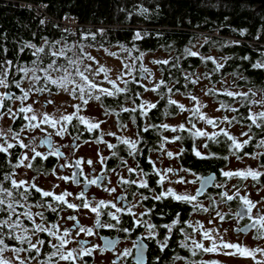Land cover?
<instances>
[{
  "label": "snow or ice",
  "instance_id": "1",
  "mask_svg": "<svg viewBox=\"0 0 264 264\" xmlns=\"http://www.w3.org/2000/svg\"><path fill=\"white\" fill-rule=\"evenodd\" d=\"M146 12V8L141 9V13ZM65 18L67 19V17ZM40 23L44 24L45 21L41 20ZM239 34L243 36L245 35V31L241 30ZM97 35L104 36L105 29L100 28L96 32H86L83 38L88 39L91 37L94 41ZM147 35V32L136 31L132 39L133 41L142 40ZM256 39H259V36ZM229 43L231 45H238L239 41H231ZM44 44L48 46L49 50L28 42L19 45L20 54H23L25 49L31 50L30 54L34 59L28 62H21L19 55L15 62L7 59L8 48L0 45V47H3L4 52V58L0 59V89H3L0 92V109H6V111H0V119L7 115L15 122L16 118L21 117V114H23L21 120L29 122L27 125L21 127L19 131H14L11 126L7 129L0 128V153L5 154V162L0 164V264H87L84 257L91 256L93 248L88 246L87 241L82 238L77 239V237H79L80 233H86L91 236L93 235V229L81 226L76 215L61 216L60 213L65 211V206L66 209H90L92 213L96 214L95 223L104 228L130 233L134 228L143 227L146 230V239H155L159 234L158 229H164L166 232L163 233V238L156 241L160 252H164L165 249L170 247L169 241L172 239L173 229L176 228L177 233L183 235V239L179 241V247L187 249L192 257L205 253H218L225 256H240L251 259L253 264H264V247L259 244L255 247H250L245 245L243 241H226L224 236L229 229L223 228L217 222V218L219 221H224L225 217L230 214L229 212H224L220 205H228L229 202L236 200L244 211L236 212L235 215L241 221L247 217L248 221L243 227H237L235 229L236 233L239 235L241 233L248 234L254 232V240H264V209L258 207L259 204L264 203V197H261L259 201H253L249 195L242 194L240 187L237 185L229 187L224 182H216L213 183V187L222 190L217 193L219 200L209 196L208 206L205 207L203 201L198 200V197L202 195L206 184L216 181L215 176H210L207 179L197 177L196 172L183 167V165L179 169L172 167L158 168L156 162L151 158V153L156 152L158 153L157 160L161 162L165 155L169 159L174 157L180 159L186 154V149L181 148L178 152L174 153L171 150H167L165 145L177 141L184 142L185 140H191L192 154L198 159L219 158L227 161L228 157H219L217 152L212 150V145L230 142L227 144V149L231 155L235 156L238 160H242L244 156H248L253 160H257V165L255 168L249 166L236 171H225L222 168L220 169V174L229 179L239 177L241 180H248L251 177L252 181L255 182L251 187L256 190L257 194L260 191H264V186L257 187L260 184V178L264 176V171H261V169H264V162L260 161V158L264 157V110H254L256 108L264 109V88L258 90L248 88L247 91H241L240 89L244 85L236 83L225 87L226 80L224 77L229 73H223L220 79L216 81V83L221 85L219 89L213 84V87L206 90L202 89V91H204V95L206 96L218 93L231 98V103L221 100L216 111L224 110L233 115L231 117L223 115L222 117L210 118L201 111L206 105L202 104L191 91H188V88L189 85L198 84L201 75L203 78L209 80H211V75L209 73L198 75L195 72L182 69L179 63L180 57H176L171 61V68H176L183 75V84L169 70L170 79L168 81L161 78L154 87L148 88L142 81L149 80L153 74L143 64L145 53L141 52L135 45L131 49H126L121 45V48L129 53V59L132 62L123 64L124 71L117 73V79H111L108 76L109 69L103 66L96 70L97 75L100 72L104 73V80L111 85V88H108L101 87L85 74L92 70L90 65L86 66L83 70L81 69V64L83 63L82 55L86 56V59L90 61L95 58L90 54H84L83 48L79 47V45L68 47L65 44L62 47H57V45L61 44V41L50 42L47 37L44 38ZM88 46L92 47L93 45L90 44ZM100 47H103V45H100ZM73 49H76V51ZM133 51L139 52V55L131 56ZM68 52H72V55L69 56ZM110 55L116 54L110 53ZM198 55V52L192 51L190 48H185L184 50L185 57H196ZM261 55L264 56V53ZM200 58L201 60L212 61L215 65L212 69L213 74L220 73L225 68L227 62L233 59L231 56H226L223 58L224 63H219L213 57L201 56ZM239 59L249 61L252 69L264 70V59H259L255 62H251V58L248 56L239 57ZM137 60L141 61L139 67L135 63ZM152 63L169 65L170 61L153 60ZM53 74H56L55 77ZM230 74L241 81L246 82L248 79L237 72ZM125 76L128 79H125ZM117 80L124 86L119 87ZM25 81H27L26 85ZM50 85L56 86L58 90L67 93L74 100L78 101L71 105L75 108V112L63 114L65 109L58 108L57 111L61 112V115L55 117L47 111L36 110L33 107L36 101L26 103L33 92L39 94L47 92L49 98L46 102L52 104L53 100L51 97L53 91ZM132 85H139L145 92L153 91L157 93L159 99L152 103L142 100L137 104L136 101L141 98L142 93L136 91ZM176 85H180V87H176ZM13 87L19 90V95L12 90ZM181 89L185 91H181ZM175 94L187 96L191 101L195 102L196 106L186 108L183 103L173 98ZM107 98H112L111 103H105ZM93 100L100 102L105 115H115L120 118L122 113H127L128 119L139 129L135 133L134 138L120 136L114 132H101L100 137L96 140V143H104L106 148L111 150V157L100 155L99 163L101 165L107 167V162L110 158L118 161L115 167H107V171L118 176L119 184L124 186L123 192L125 194L117 195L114 200L106 201L103 198L97 200L94 196L86 198L87 194L81 190L75 197L80 203H75L69 202L66 199L73 195L69 191L54 194L51 190H43L38 186V176L17 179V172L22 166L26 169H33L38 175H48V171L43 165H34L33 161H36L37 158L47 160L51 155H60L59 151L51 144H49V151L47 153L38 151V145H36L35 141L32 145L25 143L20 138V133L28 128L40 129L43 132L44 129L40 128L41 124H49L54 128L59 124L60 128L57 130L56 135L61 138L68 132V125H71L74 130H78L80 124L85 125L89 132L97 130L104 121L94 122L83 115H79L82 106H87ZM17 101L20 103L14 111L12 105H15ZM161 101L164 103L161 104ZM129 102H131V106H128ZM64 103L68 104L69 102L65 101ZM158 105L165 109L161 113L164 116L184 112L190 113L186 121L188 126L185 123L177 126H170L163 122L153 123V119H159V117L149 116V113L154 109L159 111ZM241 109L244 111L242 112ZM74 119L78 123H73ZM36 121H39V123H33ZM141 121L143 123H140ZM198 121H203L206 125H210L214 129L218 128L219 130L212 132L205 131L197 127ZM247 121H251V123H247ZM221 124H227L228 126L238 124L242 128L247 127V131L240 133V137L247 138L239 139L237 136L230 134L226 128L219 127ZM117 126L127 129V124L123 123L122 118L117 123ZM254 128L258 131H253ZM165 131H171L174 134L171 139L163 135ZM150 133H154L156 139L150 140L145 136V134ZM105 135L115 136L118 143H108L103 139ZM221 137L224 139L222 140ZM199 138H206L210 142L202 144V148L205 150L203 152L200 150L201 146L196 143ZM78 140L79 136L73 137L75 146H78L76 144ZM40 143H48L47 138L41 140ZM118 145H123L124 147L121 149ZM249 145L254 150L252 152L243 151ZM17 146L21 149H28L29 152L17 153L15 151ZM145 150L148 153L146 162L150 165V171L145 170L140 163V159L145 156ZM121 152L126 153L127 157L135 162V167L129 165L128 159L124 155H121ZM242 152L243 155H241ZM79 163L80 161L77 160V166ZM87 164L92 165L93 161L89 159ZM60 167H67V164L60 165ZM121 169H123V172ZM93 170L95 171V169ZM180 173H184L185 175L182 176ZM189 173L193 177H196V179L187 180L186 176ZM51 174L57 175V170L55 168L52 169ZM80 174L79 172L72 173L71 180L73 183H80L76 179ZM104 178L105 173L101 172L95 178L87 180V183L99 186ZM58 179L68 181L70 178L66 175H59ZM197 182L200 183V187L196 190L195 194L187 190L177 193L173 187H165L166 183L168 185L181 184L186 186L189 183L195 184ZM153 183L156 187L151 186ZM133 186H135L134 190ZM54 187H58V185H54ZM157 188L159 191H157ZM233 188L235 192L230 194ZM104 190L109 194L116 193L117 187L105 186ZM140 190H146L149 195H145ZM247 191L248 186L245 185L244 192L247 193ZM137 196H139V199H137ZM49 197L51 201L46 199ZM168 198L191 205L193 212L207 213L209 209H212L215 215L208 219V224H212L213 227L205 228L203 224L196 221L197 228L202 229L200 233L202 238L198 241L194 238L193 233L188 232L183 226L177 228V225L180 224L179 212L176 213V218L170 223L157 224L152 222L151 218L154 215L163 219L168 213L163 209L157 212L155 204L151 207H145L144 202L148 200L163 202ZM18 209H22V211H18ZM104 209L108 210L105 212L103 211ZM136 209H139V211H136ZM253 209H255V214H253ZM46 213L53 214L55 219L50 220ZM122 213L131 217L130 223L122 221L120 215ZM101 214L108 218L107 222L100 220ZM145 217H148V219H145ZM61 220L75 221V224L69 228L65 224H61ZM111 221H115V223ZM26 222H30V225ZM185 223H187L188 228L193 227V222L185 221ZM195 231L196 229H193V232ZM41 234L46 235L42 237ZM205 240L210 241L209 246H205L203 242ZM189 241H191V245ZM73 244L75 246L69 247V245ZM144 247L145 245L141 242L138 249L140 256L138 257L137 264H140L142 260ZM128 255L129 253L125 250L122 255H117L112 264H120L121 259L126 258ZM156 259L160 261L161 258L157 257ZM170 259L175 264L176 261H184L185 257L176 254ZM187 264H220V262L215 260H189Z\"/></svg>",
  "mask_w": 264,
  "mask_h": 264
},
{
  "label": "trees",
  "instance_id": "2",
  "mask_svg": "<svg viewBox=\"0 0 264 264\" xmlns=\"http://www.w3.org/2000/svg\"><path fill=\"white\" fill-rule=\"evenodd\" d=\"M23 1L26 3L22 4ZM27 3H32L34 5L40 4L43 6L47 5L46 8L48 10L47 13L50 14V23H46L47 20L45 15H43V17L36 15L37 9L28 7ZM144 8L147 9V12L141 13V9ZM65 14L78 18L79 23L83 24L82 26H77L75 33L67 32L63 24L59 22ZM41 20H44L45 23L41 24ZM100 28L105 29L104 36L97 35L94 41L91 37L88 39L83 38L84 33L89 31L96 32L97 29ZM233 29H235V31H233ZM241 30L245 31V35L241 36L239 34ZM136 31H141L142 33L147 32L148 35L142 40L133 41L132 37ZM257 36H259V39H256ZM45 37H47L50 42L57 40L61 41V44L57 45V47H62L65 44L68 47L79 45V47L83 48L84 54L89 52L90 48H102L100 45L106 48L115 46L121 48V45H123L126 49H131L133 45H135L141 52L154 53L157 51L166 53L167 57H163L160 60H169L170 64H157L161 78L166 81L170 79L169 70H171V72L180 79L181 84L184 83L183 75L177 71L176 68H171V61L176 57H180L179 63L182 69L195 72L198 75L203 73H209L211 75V80L205 79L201 75L199 83L207 81V88H211L213 84H215V87L219 89L218 86L220 84L216 83V81L220 79L223 73H229L224 78L226 79L227 76L230 77V86L234 83L243 84L244 86L240 89L241 91H247L248 88L258 90V88L264 87V70L252 69L249 61L239 59V57L243 56L250 57L251 62L264 59V56L261 55L264 53V4L257 0H0V45L8 48L7 59L15 62L18 55L21 62H28L34 59L29 49H25L24 53L20 54L19 45L28 42L36 44L38 47H45L46 50H49L48 46L44 44ZM202 37H206V39L204 42L200 43ZM231 41H239V44L231 45L229 43ZM90 44L93 46L89 47L88 45ZM199 44L201 45L198 47L197 45ZM185 48H190L192 51L198 52L199 55L196 57H185ZM73 50L76 51V49ZM217 51L222 54L223 58L231 56L233 59L227 62L225 68L222 69L220 73L213 74L212 69L215 65L212 61L201 60L200 57H213L217 62L224 63V60L221 58H216ZM68 55L71 56L72 52H68ZM131 55L138 56L139 52L133 51ZM84 57L85 56L82 55L83 62L86 58ZM3 58V47H0V59ZM135 63L137 67H139L141 61H135ZM232 72L242 74L248 78L247 81L245 82L237 79V77L230 74ZM142 83L146 86L144 81H142ZM118 86L123 87L124 85L121 86L118 84ZM50 87L52 90L58 91L56 86L50 85ZM132 87L143 95L144 89L140 88L139 85H132ZM176 87H180V85H176ZM195 88L196 85H189L188 91L193 93ZM12 90L18 95L20 94L19 90L14 87ZM181 91L185 90L181 89ZM154 94L157 95L156 100H158V94L155 92ZM177 96H179V94H175L173 98L175 99ZM209 96L211 98H228L218 93ZM142 99L141 96L137 101H142ZM221 100L229 103L232 102L231 99H211L217 108ZM111 101L112 98H107L105 102L111 103ZM136 103L139 104L140 102ZM163 103L164 102L161 101V104ZM99 106L103 112V117L112 119L116 126L122 118L123 123L139 131L137 126L133 125L131 120L128 119L127 113H122L120 118L115 115L109 116L104 114V109L100 104ZM128 106H131V103L128 104ZM158 109L159 111L154 109L149 113V116L159 117V119L154 118L152 121L153 123H166V121L169 122L186 114V112H184L171 116H164L161 115V113H163L165 109L160 107V105H158ZM0 111H6V109H0ZM241 111L243 112L244 110L241 109ZM218 112L220 115H228L230 117L233 115L224 110ZM22 115L23 114H21V117ZM21 117L16 118L13 125L14 131H19V129L27 123L26 120L22 121ZM73 123H78V121L74 120ZM140 123L143 122L141 121ZM247 123H251V121H247ZM231 127H237L242 131H247V127L242 128L238 124H233ZM117 128L120 127L117 126ZM120 129L122 130L124 128ZM68 131L71 136H79L83 142L91 141L96 143V140L100 136L98 129L89 132L83 124L79 125L78 130H74L72 126L69 125ZM253 131L258 130L254 128ZM165 133L166 131L163 132L164 136ZM145 136L150 140L156 139L154 133L145 134ZM239 138L246 139L247 137ZM221 139L223 140L224 138L221 137ZM177 142L180 143L179 145L181 148L187 150L186 154L179 159L180 165L196 172L197 177L215 174L217 176V182H224L225 184L232 179L220 174V169L223 168L226 170L232 161L238 160L235 156L231 155L227 149V144L230 142L212 145V150L217 152L219 157H228L227 161L219 158L198 159L192 154L191 140ZM205 142L209 141H207L206 138H199L196 141L197 145H200V149L203 151L205 150L202 148V144ZM118 147L122 149L124 146L118 145ZM253 150V147L249 145L246 146L243 151L252 152ZM15 151L20 153L24 150L17 146ZM241 155H243V152ZM244 158L247 159L248 156H244L243 159ZM59 160V156L51 155L47 160L37 158L36 161H33V164L37 166L43 165V167L47 169L48 175H50L52 169H58L60 165ZM260 161L264 162V157L260 158ZM4 162L5 154L0 153V164ZM109 163L110 165H114L115 160H110ZM30 171L33 175L39 176L33 169H30ZM48 175H41V177H47ZM235 178L238 179V185L245 182L239 177ZM249 179L251 178L249 177L248 180ZM253 183L255 182L252 181V184ZM258 185L260 187L264 186V176L260 178V184ZM32 191L34 192V190ZM46 199L51 201L50 197ZM169 201L171 202L172 199L169 198ZM18 211H22V209H18ZM183 211L186 213V218L188 212L187 207L185 210L183 209ZM170 213L171 212H169V214ZM199 213L204 214L203 212H198V214ZM26 223L30 224V222ZM177 241V237H174L171 244L174 246L172 249L175 250L173 252L167 251L165 259L168 260V264H173L170 258L176 254L184 256L187 262L189 260H203L202 257L204 254L192 257L187 249L179 250L177 248Z\"/></svg>",
  "mask_w": 264,
  "mask_h": 264
},
{
  "label": "rangeland",
  "instance_id": "3",
  "mask_svg": "<svg viewBox=\"0 0 264 264\" xmlns=\"http://www.w3.org/2000/svg\"><path fill=\"white\" fill-rule=\"evenodd\" d=\"M206 39V37H202V42H204ZM230 41V40H229ZM201 44L197 45L198 47ZM197 47V48H198ZM105 49H107V51H105ZM110 53H115L116 55H110ZM145 56L143 59V64L149 68L153 74V76L149 79V80H145L144 82L146 83V87L148 88H152L154 87L161 79V75H160V70L157 64L152 63L153 60H160L163 57H167L166 53H162V52H157L155 51L154 53L151 52H144ZM86 54H90L92 57H94V60H88L84 59V62L81 64V69L83 70L86 66H91V71L86 72L85 74L89 76V78L91 80H93L94 82H96L97 84H99L101 87H108L111 88V85L104 80V73L100 72L99 75L96 74V70L103 66L106 69H109L108 72V76L111 79H117V73L118 72H123V64L124 63H131L132 61L129 59V54L124 51L122 48H120L119 46H115L112 48H106V47H102V48H90L89 52H86ZM132 56V55H131ZM221 58L223 60V56L222 54L217 51L216 52V58ZM139 61V60H137ZM136 61V62H137ZM54 77L56 74H53ZM125 79H128L127 76L124 77ZM226 80V84L225 87H229L231 85V81H230V77L227 76ZM206 82L207 81H203L202 83H199L198 85L196 84V88L194 89L193 94L197 96L198 99H207L210 98V100H199L202 104L206 105V107L202 108L201 111L208 117L210 118H216V117H222L223 115H220L218 111H216L217 106L215 105V103H213L211 101V97L209 95H204V91L206 90ZM27 84V81L25 83V85ZM117 84H120L121 86L123 85L119 80H117ZM221 85L218 86V88H220ZM264 88V87H263ZM260 89V88H258ZM58 90V89H57ZM3 89H0V92H2ZM53 91V95L51 97V99L53 100L52 104H48L46 101L49 98L48 97V93L45 92L43 94H39V93H35L33 92L32 94H30L29 100L26 103H32L33 101H36V103L33 104V106L36 110L38 111H47L50 115H53L55 117H59L61 115V112L57 111L58 108H63L65 109L63 111V114H71L73 112H75V108L72 107L71 105H62L65 104V101H68L69 104H75L78 101L74 100L71 96H69L67 93L58 90V91ZM18 95V94H17ZM142 100H146V101H156L157 95L154 94L153 91H147V92H143L142 95ZM176 100H181V99H185V101H178L180 103H183L185 105L186 108H191L196 106L194 101L191 100H186L189 99L188 97L185 96H177L175 98ZM99 103L98 101H90L89 103ZM19 101L16 102L15 105L19 106ZM152 103V102H149ZM61 105V106H43V107H38L37 105ZM12 105V106H15ZM17 107L13 108V110L15 111ZM254 110H264V109H259L256 108ZM79 115H83L85 117H87L90 120H93L94 122H99V121H104V123H102L100 125L99 133L104 132V133H108V132H114L117 135L120 136H130V137H135V133L137 132L136 129L134 127H130L129 125L127 126V129H122L117 130L116 127L114 126V121L112 119H106L103 117V112L99 106V104H88L87 106H82L81 111L79 113ZM190 115V113L186 112V114L182 115V117H178L174 120L171 121H166L167 124H169L170 126H177L181 123H185L187 121V117ZM75 120V119H74ZM27 121V120H26ZM29 122L27 121V123L25 125H27ZM33 123H39V121L33 122ZM14 122L12 119H10L7 115L4 116L1 120H0V128L3 129H7L9 126H11L13 128ZM85 126V125H84ZM188 126V125H186ZM86 127V126H85ZM197 127L201 128L205 131H218L219 129L216 128H212V126L210 125H206L203 121H198L197 122ZM219 127L221 128H226L230 134H233L235 136H237L238 138L240 137V133L242 132V130L240 128L234 127L232 128L231 126H228L227 124H221ZM40 128L44 129V131H40V129H33V128H28L25 129L24 132L20 133V138H22L24 140L25 143H28L30 145L33 144V142L35 141L36 145H38L37 150L41 151L42 153H46V149L45 147L40 148V141L43 140L44 138H51L53 140V144L55 146V149H59L60 151H62V153H64L67 157L68 161H61L60 165L63 164H67V167H63L65 168V172L62 173L60 171V165L57 169V175H48L47 177L43 176L41 177V175L38 176V186L41 187L43 190H51L54 192V194H61L62 191H69L71 192L73 195L71 197H67L66 199L69 202H75V203H79L75 197L80 193V191L82 190V187H75L73 186V182L71 180V176L73 173V165H72V160H79V167L83 168L85 173L84 175L86 177L89 176L90 172H94L93 169H95V171H100L103 167V165H101L99 163V157L100 155H103L105 157H108L110 155L111 150H108L106 148V145L104 143H91L90 141L85 143L83 141H81L79 139V142H77L76 144L78 146H74V142H73V137L70 136L69 131L66 132L63 136V138H61L60 136L56 135L57 130L60 128V125L57 124V126L54 128L49 124H41ZM68 129H69V125H68ZM14 130V129H13ZM174 134L171 131H166L165 136L168 137L169 139H171V137ZM100 137V136H99ZM104 140H106L108 143H118L115 136H107L105 135L103 137ZM241 139V138H239ZM242 140V139H241ZM180 143L175 142L172 143L170 147H166L167 150H171L174 153L178 152L180 150ZM24 153H28L29 150L28 149H23ZM202 152L203 150L200 149ZM166 156V155H165ZM92 160L93 164L92 165H88L87 161L88 160ZM154 159H157V157L155 156ZM163 162L167 165L168 167H172L174 169H179V165L177 163V159L174 157L172 159H169L167 156L165 157V159H163ZM161 163V161H157V164ZM257 165V161L253 160L251 158H244L242 160H235L232 161L230 163V165L228 166V168L225 171H236L239 169H245L249 166L255 168ZM261 171H264L263 169H261ZM123 172V171H122ZM59 175H66L68 176L70 179L68 181H61L58 179ZM126 175V174H125ZM185 175V174H183ZM35 175H33V173L30 171V169H26L23 166L18 170L17 172V179H27V178H31ZM251 178V177H250ZM110 179V184L108 185V187H112V186H116V182L117 180H119L118 176H114L113 174L110 175L109 177ZM186 179L191 181L193 179H196L193 176H189L187 174ZM245 182L242 183L241 185H247L248 186V191L247 193L244 192V188L242 189L241 185H238V179L233 177L229 182L226 183V185H228L229 187H231L232 185H237L238 187H240L242 194H247L250 196V199H252L253 201H259L261 199V197H264V191H260L259 194H257L256 190L253 189L251 187L252 185V181L251 179L249 180H244ZM198 182L195 184L189 183L186 186L185 185H181V184H173V185H168L170 187H173L175 191H177V193H182L185 190L189 191L192 194L196 193V190L198 189ZM54 185H58V187H54ZM257 187L259 188L260 186L257 185ZM235 189L233 188L232 191L230 192V194L234 193ZM94 194H96L95 198L100 199L103 198L106 201L108 200H114L115 197H113V193L109 194L108 192H104V191H95ZM90 195L87 196V198H89ZM258 207L264 208V203H261L258 205ZM254 214H255V209H253ZM200 214V213H199ZM70 215H76L77 219L79 221H81L82 225L85 227V225L87 223H92L93 220H95V213H92L90 209H79V210H73L70 211V213H63L61 216L63 217H67ZM200 219V222L203 223L205 228H211L213 227L212 224H208L207 218L205 217V213L201 214V216L198 217ZM217 222L219 223L220 221L217 218ZM61 223H67L66 225L71 228L72 225L75 223V221H71L68 222L66 220H61ZM227 234V233H226ZM231 235V241L232 242H240L243 241L245 245L248 246V243H250L251 247H255L257 244H259L260 246H262V242L259 243H255L252 238H239L238 240H236V238H233V233L230 234ZM229 236V235H228ZM75 246V245H74ZM264 247V246H262ZM216 254V253H215ZM217 259L220 260L222 263L227 262V256L222 255V254H218L216 255ZM230 260H232L233 264H252L253 261L251 259H246L240 256H235L232 257L230 256Z\"/></svg>",
  "mask_w": 264,
  "mask_h": 264
},
{
  "label": "flooded vegetation",
  "instance_id": "4",
  "mask_svg": "<svg viewBox=\"0 0 264 264\" xmlns=\"http://www.w3.org/2000/svg\"><path fill=\"white\" fill-rule=\"evenodd\" d=\"M116 127V129H119L121 131L120 128H117L116 125H114ZM128 126V125H127ZM131 127V126H130ZM70 134V133H69ZM71 136V135H70ZM74 137V136H71ZM45 139V138H44ZM43 139V140H44ZM80 139V138H79ZM81 140V139H80ZM79 142V140L77 141ZM76 142V143H77ZM91 142V141H90ZM91 143H95V142H91ZM43 146L46 149V153L48 152V148L46 147L45 144H43ZM75 146V145H74ZM171 144H166L165 148L170 147ZM40 147H41V143H40ZM53 147L55 148L54 144ZM181 149V146H180ZM59 151L60 154H63V158L60 157V162L61 161H68L67 157L64 153H62V151H60L59 149H57ZM121 155H124L126 159H128V163L129 165L135 167V162L131 159L127 157V154L124 152H121ZM148 153L147 150H145V156L142 157L140 159V163L142 165V167L145 170L150 171V165L146 162V157H147ZM55 156V155H53ZM158 156V153L153 152L151 153V158L153 161L156 162V165L158 168H166L168 167L167 163L165 164L163 162V159H165L166 156H163L162 162L157 164V159H154V157ZM108 157H111V152L110 155ZM177 159V158H176ZM110 160H115L113 158H110L107 162V167H115L116 164L118 163V161L115 160V164L114 165H110L109 161ZM76 160H72V165H73V172H75V163ZM177 163L179 165V168L181 167L180 163H179V159H177ZM79 167V165H78ZM107 167L103 165L102 169L100 171H94V172H90L89 176L86 177L84 175L85 171L84 169L81 167V174L79 175V184H75L73 183V186L75 187H82V190L87 194L86 198L88 195H90L89 198H92L93 196L95 197L96 194H94V192L97 191H104L105 186L108 187V185L110 184V175L113 174L111 172L107 171ZM65 168H61L60 167V171L62 173L65 172ZM121 171H123V169H121ZM103 172L105 173V178L102 179V181L100 182V185H94V184H89L87 183V180H91L93 178H95L96 176L100 175V173ZM184 173H180V175L183 176ZM114 176H117L116 174H113ZM189 176H192L191 173L188 174ZM217 182V180H216ZM198 188H199V182H198ZM152 187H156L155 184H151ZM116 187H117V192L113 193V197H116L117 195H121V194H125L123 192V185L119 184V180H117L116 182ZM165 187H169L168 184H165ZM242 189L244 188V185H241ZM135 189V186H133V190ZM143 191L145 195H149V193L146 190H140ZM157 191H159V189L157 188ZM219 191H222L221 189H216V188H212L211 191L207 192L202 198H198V200L203 201L204 206L207 207L208 203H209V196H211L212 198L219 200V196L217 195V193ZM131 198V197H129ZM137 199H139V196H137ZM80 203V201H78ZM153 204L156 205V210L157 212H159L161 209H163L166 213H168V215H165L163 217V219L157 217V216H153L152 222L157 223V224H161V223H170L173 219L176 218V213L179 212L180 213V224L177 225V228L180 226H183L188 232H192L193 236L195 239H197L198 241L201 240V232L202 229L197 228L196 225V221L200 222V219L198 218L199 216H201V214H198V212H193L192 211V206L189 204H186L184 202H178V201H174L172 200L171 202L169 201V198L166 199L163 202H158V201H153V200H148L144 202L145 207H151ZM187 207L188 212H187V219L185 218L186 213L183 211V209L185 210ZM220 207L222 208V210L224 212H229L230 214L228 216L225 217L224 221H220L219 223L221 224V226L225 229H229V231H227V234L224 236V239L226 241H231V233H233V238H236V240H238L239 238H249L255 242V243H259L262 242V246H264V240H254L253 239V233H248V234H236L235 229L237 227H243L245 223H248L247 221V217L245 218V220L241 221L239 220V218L235 215L236 212H240V206L238 205V201L234 200L232 202H229L228 205H220ZM171 208V209H170ZM261 208V207H260ZM174 209V210H173ZM264 209V208H261ZM75 209H66L65 211L61 212L60 215H62L63 213H70V211H73ZM108 209H104L103 211H107ZM114 211V209H113ZM136 211H139V209H136ZM169 212H171L169 214ZM254 214V211H253ZM46 215H48L50 220L55 219V216L53 214L50 213H46ZM122 221H128L129 223L131 222V217L127 214H120ZM215 212L212 209H209V212L205 213V217L208 219L211 216H214ZM145 219H148V217H145ZM186 219V220H185ZM100 220L102 222H107L108 218L105 217V215L101 214L100 216ZM185 221H191L193 222V227L192 228H188L187 227V223H185ZM71 222V221H68ZM80 225H82L81 221ZM112 223H115V221H111ZM61 223V221H60ZM61 224H67V223H61ZM75 224V223H74ZM200 224H203L200 222ZM30 225V224H29ZM67 226V225H66ZM68 227V226H67ZM85 227H90L93 229V235L89 236L86 233H80L79 237H77V239H84L85 241H87V244L90 248H93L92 251V255L91 256H85L84 260L87 262V264H112V262L116 259L117 255H122L123 252L126 250L129 255L126 258H122L120 261V264H137V260L138 257L140 256V252L138 251L139 249V245L142 242L145 247L143 249V256H142V260L140 262V264H168V260L165 259L166 258V254L167 251H174L175 249L174 246H172L171 242H173L174 237H177V248L179 250H181L182 248L179 247V241L183 239V235L182 234H178L176 231V228L173 229V235H172V239L169 241V248L165 249L164 252H160L158 244L156 243L157 240H160L163 238V233L166 232V230L164 229H158V235L156 236L155 239H146V230L143 227H139V228H134L133 231H131L130 233H123L118 231L117 229H109V228H104L101 227L100 225H97L95 223V220H93L92 223H87L85 225ZM193 229H196L195 232H193ZM62 231V230H61ZM45 236L46 234H41V236ZM229 235V236H228ZM103 238V239H101ZM104 239H108V240H112L113 243L107 245L104 242ZM205 246H209L210 245V241H203ZM189 244L191 245V241H189ZM73 245H69V247H72ZM248 246L251 247L250 243H248ZM217 253H205L204 256L202 257L204 261H219L220 264H233L232 260H230V256H227V262L223 263L218 260L216 257ZM157 257H160V261H157ZM175 264H187L186 259L184 261H176ZM253 264V263H252Z\"/></svg>",
  "mask_w": 264,
  "mask_h": 264
},
{
  "label": "built area",
  "instance_id": "5",
  "mask_svg": "<svg viewBox=\"0 0 264 264\" xmlns=\"http://www.w3.org/2000/svg\"><path fill=\"white\" fill-rule=\"evenodd\" d=\"M6 1H10V0H6ZM14 1H15V0H14ZM25 3H26V2L23 1L22 4H25ZM27 4H28V7H31V8L34 7V8L37 9V11H36V15H40V16H42V17H43V15H45V16H46V20H47L46 23H47V24L50 23V20H49V18H50V14L47 13L48 10H47V8H46L45 6L40 5V4H36V5H34V4H32V3H27ZM65 17H67V19H66ZM59 22L63 24L64 29H65L67 32H69V33H75V32H76V28H77V26H78V25H79V26H82V25H83V24L79 23L78 18L73 17V16H70V15H66V14L62 16V18H61V20H59Z\"/></svg>",
  "mask_w": 264,
  "mask_h": 264
},
{
  "label": "water",
  "instance_id": "6",
  "mask_svg": "<svg viewBox=\"0 0 264 264\" xmlns=\"http://www.w3.org/2000/svg\"><path fill=\"white\" fill-rule=\"evenodd\" d=\"M253 1H255V0H253ZM257 1H259L260 3H262V4H264V0H257ZM47 140H48V143H41V147L40 148H43L44 146H43V144H45L46 145V147L48 148L47 150L49 151V144H51L52 146H53V140L51 139V138H47ZM63 154H60V157L61 158H63ZM75 164V166H76V168H75V172H81V170H80V168L77 166V164H76V162L74 163ZM210 176H215L216 177V180H217V176L215 175V174H211ZM210 176H205V177H203L204 179H207L208 177H210ZM76 179L77 180H79V176H77L76 177ZM213 183H216V181H214V182H210V183H208V184H206L205 186H204V190H203V193H202V195H200L198 198H202L207 192H209V191H211V189L213 188ZM76 184V183H75ZM199 187H200V183H199ZM242 211H244V209L241 207L240 208V212H242ZM237 234V233H236ZM104 242L107 244V245H109L110 243L109 242H111V244L113 243V241L112 240H108V239H104Z\"/></svg>",
  "mask_w": 264,
  "mask_h": 264
}]
</instances>
